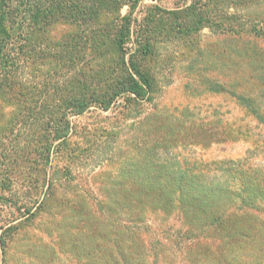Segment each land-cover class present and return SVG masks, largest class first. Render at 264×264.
<instances>
[{
  "label": "trees",
  "instance_id": "16d2710c",
  "mask_svg": "<svg viewBox=\"0 0 264 264\" xmlns=\"http://www.w3.org/2000/svg\"><path fill=\"white\" fill-rule=\"evenodd\" d=\"M143 1L0 0V264H264V0ZM177 62L244 114L160 105Z\"/></svg>",
  "mask_w": 264,
  "mask_h": 264
},
{
  "label": "rangeland",
  "instance_id": "374dc122",
  "mask_svg": "<svg viewBox=\"0 0 264 264\" xmlns=\"http://www.w3.org/2000/svg\"><path fill=\"white\" fill-rule=\"evenodd\" d=\"M189 0H144L141 2L134 11V15L139 19L143 13L146 5L158 4L164 8H170L177 3H184ZM126 7L122 9L124 13ZM208 33L207 29L202 30L201 38L203 39ZM180 51L178 47L171 44H166L162 47L161 52L163 55L175 53ZM182 63H176L171 67H165L164 75L169 77L163 78L162 80V92L159 95L158 102L160 105L167 106H180V105H189L192 107L196 105L200 108V115H203L206 112H210L213 108L219 105H223L226 109H230L231 116H240L244 112L238 108L232 100L224 103L225 98L219 95H204L197 96L187 91L184 87L185 82L188 78L185 76V69L183 68ZM173 67V68H172ZM170 74V75H169ZM212 76H217L212 73ZM229 100V99H227ZM117 114V110H111L107 112H98L90 111L82 116L74 117L73 120L80 126L90 127V131L93 132V129L100 125H108L109 122H115L116 119L113 118ZM106 116V117H105ZM99 132H97L98 134ZM252 146L248 142L239 141V142H227L223 144H213L209 148H190L186 151L181 150V153L185 152L187 154H192L196 158L202 160H212V159H227V158H238L245 155V152L248 148ZM108 148V146H107ZM253 148V147H252ZM255 162L260 163L264 167V150H254ZM38 235H43L41 232L35 231Z\"/></svg>",
  "mask_w": 264,
  "mask_h": 264
}]
</instances>
